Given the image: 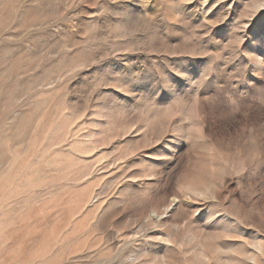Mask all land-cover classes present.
<instances>
[{"label": "rangeland", "instance_id": "374dc122", "mask_svg": "<svg viewBox=\"0 0 264 264\" xmlns=\"http://www.w3.org/2000/svg\"><path fill=\"white\" fill-rule=\"evenodd\" d=\"M0 264H264V0H0Z\"/></svg>", "mask_w": 264, "mask_h": 264}]
</instances>
